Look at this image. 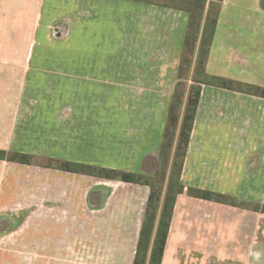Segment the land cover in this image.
Segmentation results:
<instances>
[{"label":"crops","instance_id":"0c3cea01","mask_svg":"<svg viewBox=\"0 0 264 264\" xmlns=\"http://www.w3.org/2000/svg\"><path fill=\"white\" fill-rule=\"evenodd\" d=\"M188 21L184 11L134 0H0V76L15 77L0 85V150L153 176ZM205 71L264 88V0H222ZM58 173L66 172L0 160V219L25 192L40 188L51 199ZM86 177L96 182L58 184L67 214L51 216L70 221L83 243L0 246L2 257L12 264L24 257L9 253L36 254L27 258L35 264H133L149 187ZM180 183L161 264L199 261L205 230L214 237L208 264H242L238 219L246 211L224 220L227 207L186 189L264 204V99L202 85ZM162 202L163 195L157 219ZM59 230L51 226V236L65 235Z\"/></svg>","mask_w":264,"mask_h":264},{"label":"trees","instance_id":"16d2710c","mask_svg":"<svg viewBox=\"0 0 264 264\" xmlns=\"http://www.w3.org/2000/svg\"><path fill=\"white\" fill-rule=\"evenodd\" d=\"M170 7L184 11L189 15L187 33L184 40L183 54L178 67V82L175 85L168 108L167 124L163 132L159 149V167L153 176H143L133 172L118 171L86 163H77L50 159L45 168L57 171L116 180L123 183L147 186L150 193L146 202L144 220L136 245L133 264H161L167 241L171 217L176 197L184 192L180 183L183 162L193 127L202 85L227 91L246 94L264 99V88L223 77L208 75L205 71L208 54L214 36L222 0H134ZM208 3V4H207ZM207 7L206 15L204 12ZM203 21L199 47L191 76L192 85L186 91V80L193 63V55ZM185 98V99H184ZM174 151L172 155L173 146ZM0 160L22 165H30L32 157L17 152L0 150ZM170 163V167H169ZM169 167V169H168ZM164 189V190H163ZM189 197L218 204L236 203L227 196L197 188L188 187ZM163 202L157 219L159 202ZM264 213V206L254 207ZM157 227L151 243L155 222Z\"/></svg>","mask_w":264,"mask_h":264},{"label":"rangeland","instance_id":"374dc122","mask_svg":"<svg viewBox=\"0 0 264 264\" xmlns=\"http://www.w3.org/2000/svg\"><path fill=\"white\" fill-rule=\"evenodd\" d=\"M188 75H189L188 79L185 81L186 91L188 90L189 86L192 85V82H191L192 74H190V71ZM11 79L15 80V77L14 78L7 77L6 74L1 75L0 85L13 83ZM120 95L122 98V94ZM258 111H260V109H258ZM49 160L50 159L32 158V163L39 167H45L49 163ZM71 179L72 180L81 179V182L85 180V182L88 181L89 183L96 182V180L92 178H88L86 176L78 178V177L70 176L67 173H58L55 178L51 179L52 181H55L57 184V188H54L56 190H52V192L51 191L49 192L50 194L48 196H50L51 199H48L47 196H45V193L47 191L42 190L40 188L31 190L29 194H27L28 192H25L24 197L19 198L20 200L16 204L17 206L13 208L12 210L7 211L4 214L5 218L0 219V246L80 244L82 242V237L78 236L77 234L78 229L68 228L69 224H72L70 221L68 222L51 221V216H54L53 213H57V215L67 214V212L62 211L64 209V206L59 205V204H62V202H60V198H59L60 196H58L59 191H60L59 185H61L62 182L71 180ZM54 197L59 198L58 201H57V198L55 199ZM229 199L232 200L231 198ZM49 200L52 203L47 204ZM257 205L259 207L264 206V204H257ZM223 206L227 207L224 209V212L226 214L224 217V220L231 219L232 216L235 214L234 212H236V210L238 209L246 211L245 217H243L244 215H242V216H239V219H238L239 221L238 222V225H239V230H238L239 235L238 236H239L240 245H241L240 247L243 251L242 259H241L242 264H264V213H262L260 210L255 211L254 207L256 205H252V204H240V205L236 204L235 206H231L228 202L227 204H223ZM83 208H85V205ZM202 212L210 213L211 211L202 210ZM83 214L86 215V217L88 218L87 220H91V219L93 220L95 218L94 214L92 213L86 214L85 211H83ZM68 215L74 216L75 213H68ZM207 217L208 216H206V218ZM88 222L92 223V221H88ZM209 222L210 220L200 221L201 224H204V223L208 224ZM51 226L59 228L60 229L59 232L65 235L51 236ZM205 229H208V228H205ZM223 233H226V232H223ZM201 235L202 236L200 237V241L197 247L199 246L200 250L204 248L202 249L203 252H201L203 256L197 262H195L194 260V264H208V259L204 258V256L205 257L208 256V258L210 259L209 262L213 263L210 253L213 251L211 248L213 246L214 237L212 233L206 230L203 231ZM188 236L190 237V235ZM191 239L192 238H189L188 241H186V243L188 244L191 243ZM3 255H6V254L0 253V264H12L8 262L7 259L2 257ZM9 255L10 256L17 255L18 257L22 255L24 257L23 260L21 261L17 257L18 261L15 262L14 264H35V263L30 262V260L27 258L35 257L36 254L9 253ZM42 255L50 256L51 254H42ZM73 255H77V254H73ZM197 255L198 254L193 255V258L196 257ZM212 258L215 261H221L220 259L217 260V252L213 255ZM46 264H51V263L49 262ZM121 264H130V263H128V261L126 263L124 260H122Z\"/></svg>","mask_w":264,"mask_h":264}]
</instances>
